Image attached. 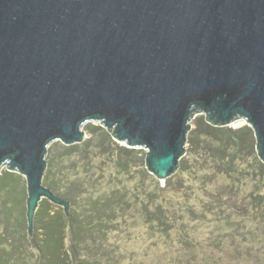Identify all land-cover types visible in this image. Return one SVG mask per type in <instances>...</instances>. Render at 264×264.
Segmentation results:
<instances>
[{"label":"water","instance_id":"95a60500","mask_svg":"<svg viewBox=\"0 0 264 264\" xmlns=\"http://www.w3.org/2000/svg\"><path fill=\"white\" fill-rule=\"evenodd\" d=\"M195 109L244 119L264 163V0H0V173L26 179L29 234L43 199L69 214L43 184L51 142L101 122L165 181Z\"/></svg>","mask_w":264,"mask_h":264},{"label":"trees","instance_id":"16d2710c","mask_svg":"<svg viewBox=\"0 0 264 264\" xmlns=\"http://www.w3.org/2000/svg\"><path fill=\"white\" fill-rule=\"evenodd\" d=\"M193 125L185 156L163 185L148 171L142 149L120 145L100 125H88V138L63 145L61 153L51 146L43 184L69 202V214L55 212L51 222L40 224L36 212L33 252L15 258L8 252L15 246L6 241L3 264H120L125 235L132 242L142 236L145 244L132 245L133 260L155 255L156 264L165 257L173 264L177 253L191 264H212L208 250L201 259L197 249L224 250L230 240L237 251L245 244L251 252L257 248L264 264V163L253 129L215 126L204 117ZM20 178L0 173L5 210L13 198L17 205L23 200L16 190ZM205 232L207 244L197 241Z\"/></svg>","mask_w":264,"mask_h":264},{"label":"rangeland","instance_id":"374dc122","mask_svg":"<svg viewBox=\"0 0 264 264\" xmlns=\"http://www.w3.org/2000/svg\"><path fill=\"white\" fill-rule=\"evenodd\" d=\"M199 117H204L205 119H207V116L205 113L198 111V110H194V117H191V124H192V128L194 127V122L196 118ZM100 125L102 126L101 122L98 121H88L85 123L84 126V130L87 132L86 127L88 125ZM243 125H246V121L244 119H236L234 120L229 126L232 128H239ZM109 132V131H108ZM112 135V131L109 132ZM86 138H88V133H86ZM120 145L126 146V143L124 142H120ZM56 145V146H55ZM64 144L60 141H53L51 142V144L49 145V148L52 146L54 147L55 152L57 153H61L62 149L61 147ZM189 145H187L188 148ZM127 147V146H126ZM48 148V149H49ZM143 150V155L146 156L148 150L142 149ZM8 170V166L7 165H3L1 168V172ZM21 178L19 180V183L16 186V190L19 193L24 194L23 200L18 204V202H16V200L13 198V203H11L9 205V209L5 210L6 208L2 205L3 196H0V264L5 263V260L7 258V253L9 251H14L13 255L16 257H18L19 255H28L30 253L33 252V248L30 247V239L31 236L34 235V233L36 232V228H34L33 233L32 234H28V220H27V216H26V212H27V197H28V192H27V182L25 177H23L22 175L18 174ZM160 184H164V180H159ZM47 200V199H46ZM46 200H43V205L39 203L38 209H37V215L39 216L38 218V222L40 224L43 223H49L51 222V217L52 215H54L55 212H60V215H64V208L62 206H60L61 208H55V207H49L48 208V201L46 202ZM52 203V202H50ZM53 204V203H52ZM48 208V209H47ZM46 209L48 210V213L46 211ZM5 210V211H4ZM261 229V227H260ZM264 232V230H263ZM30 235V236H29ZM210 234L209 233H203L202 235L199 236V238L197 237V241H200L204 244H207V240L208 238L210 239ZM123 242L121 244V248H122V252L124 253L123 256H121V263L120 264H142V261L144 262V264H156V258L154 257L155 255H151L148 258H142L140 255L139 256H135V260L132 259V252H131V248L133 245V248H139L143 247V245H145L143 243L142 240V236L139 237V241L137 242H132L131 240H129L126 235L122 237ZM8 241V243L6 242ZM9 244V246H15L19 247V248H10L8 247V252L6 251V248L4 247L5 243ZM232 241H227V246L226 248L223 249H219V248H215V247H207V246H203L204 248L202 249H197L198 252H200V256L204 258L207 256L204 255V251L205 249L208 250L211 258V263L212 264H261L260 260L257 258V248L254 251H250V245L249 244H245L243 245V247L240 249V251L235 250L234 245L231 243ZM178 242L175 244L177 245ZM261 245V244H260ZM262 245H264V242L262 243ZM259 246V245H258ZM178 247V246H177ZM180 247V246H179ZM204 249V250H203ZM163 255L164 253H167L168 251H160ZM207 252V251H206ZM207 252V253H208ZM178 256V257H176ZM209 256V257H210ZM169 257V256H168ZM173 257L175 258V261L173 264H191L189 258H187L185 255H181V257H179V254L177 253H173ZM167 257H165V259L162 261V264H171V262H168Z\"/></svg>","mask_w":264,"mask_h":264}]
</instances>
